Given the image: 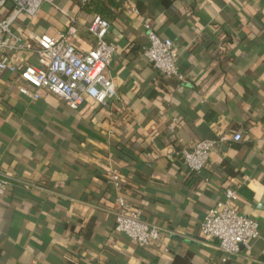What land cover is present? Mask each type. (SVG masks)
<instances>
[{"label":"crops","instance_id":"crops-1","mask_svg":"<svg viewBox=\"0 0 264 264\" xmlns=\"http://www.w3.org/2000/svg\"><path fill=\"white\" fill-rule=\"evenodd\" d=\"M86 2H45L13 24L31 40L74 26L69 39L87 52L97 44L89 24L108 19L118 96L106 105L87 97L74 109L19 71H0V174L10 182L0 203V264H264V0ZM147 22L173 40L184 79L144 55ZM2 57L42 65L31 50ZM221 136L228 140L215 144L201 173L183 164L182 149ZM228 188L260 226L252 249L231 256L200 233ZM120 194L167 230L158 244L140 246L115 230Z\"/></svg>","mask_w":264,"mask_h":264},{"label":"built area","instance_id":"built-area-1","mask_svg":"<svg viewBox=\"0 0 264 264\" xmlns=\"http://www.w3.org/2000/svg\"><path fill=\"white\" fill-rule=\"evenodd\" d=\"M45 2L53 0H0V50L35 51L42 63L41 66L20 68L11 58L2 57L0 71H19L20 76L29 84L37 89L48 90L74 109H79L87 97L106 105L109 100L118 96L116 82L110 74V67L117 53L116 44L107 39L110 22L100 15L93 18L88 29L97 37V44L87 52L71 43L69 36L75 33L74 26L57 36L43 33L35 35L32 40L13 31V24L21 15L35 17ZM8 3L11 6L3 14L2 10ZM134 10L139 13L137 8ZM144 25L149 40L148 45L143 48L144 55L163 74L184 79L178 69L179 54L173 40L160 36L149 22ZM19 89L32 98L39 97V93L31 92L24 86ZM241 138V133L233 136V140ZM227 140L226 136L218 139L205 138L190 148L182 149L180 156L183 164L191 172L201 173L215 144ZM110 181L121 189L122 175L117 169L112 170ZM9 185V180L0 174V203ZM225 195V200L217 202L207 211L200 233L205 239L217 241L227 256H231L243 248L252 249L253 241L260 236V226L257 219L237 210L234 204L237 192L234 189L228 188ZM117 203L114 211L117 232L140 246L158 244L162 240L167 230L143 218L142 208L134 207L122 194L117 196Z\"/></svg>","mask_w":264,"mask_h":264},{"label":"trees","instance_id":"trees-1","mask_svg":"<svg viewBox=\"0 0 264 264\" xmlns=\"http://www.w3.org/2000/svg\"><path fill=\"white\" fill-rule=\"evenodd\" d=\"M87 5L90 3V0H87ZM100 15V14H99ZM101 17H103L102 15H100ZM104 19H106L105 17H103ZM106 20H108V19H106ZM109 21V20H108Z\"/></svg>","mask_w":264,"mask_h":264}]
</instances>
